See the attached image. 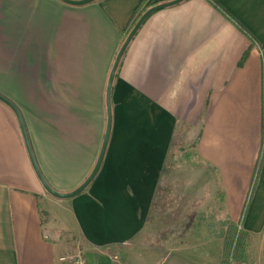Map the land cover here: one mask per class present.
Listing matches in <instances>:
<instances>
[{
    "label": "crops",
    "instance_id": "crops-1",
    "mask_svg": "<svg viewBox=\"0 0 264 264\" xmlns=\"http://www.w3.org/2000/svg\"><path fill=\"white\" fill-rule=\"evenodd\" d=\"M171 1L0 0V94L55 190L74 191L97 164L128 25ZM216 1L243 31L209 0L142 26L116 74L101 169L74 198L44 189L0 101V264H68L78 249L86 264H219L230 225L247 237L245 259L264 264V0ZM182 149L194 164L170 166Z\"/></svg>",
    "mask_w": 264,
    "mask_h": 264
},
{
    "label": "water",
    "instance_id": "water-1",
    "mask_svg": "<svg viewBox=\"0 0 264 264\" xmlns=\"http://www.w3.org/2000/svg\"><path fill=\"white\" fill-rule=\"evenodd\" d=\"M61 1H63L64 3H66L68 5H72V6H85V5L94 3L98 0H61ZM184 1H186V0H174L171 2H167V3H163L160 5H156V6L151 7L150 9L146 10L139 17L138 21L136 22V24L134 25L132 30L127 35L123 45L121 46V48H120V50L116 56L113 68H112L110 76H109L108 87H107V96H106L107 97L106 99H107L108 124H107V131H106L104 144H103L99 159L97 161L95 168L93 169L92 173L90 174V176L86 179V181L80 187H78L74 191H71L69 193L59 192V191L55 190L48 183V181L45 179L44 175L42 174V172H41V170L37 164V161H36V158H35V155H34V152L32 150L30 140H29L26 125L24 123V120H23V117H22L20 110L16 107V105L12 101H10L6 97H4L2 94H0V101H2L4 104L9 106L14 111V113L16 114L18 121L20 123L21 129H22L25 144H26L32 165L34 167V170H35L42 186L51 196H53L57 199H62V200L74 198V197L78 196L79 194H81L82 192H84L89 187V185L93 182L95 177L98 175V173L101 169V166H102L105 154H106L108 142L110 139V134H111V129H112V102H111L112 89H113L116 74H117L118 69L120 67V64L122 62V59H123L128 47L130 46L131 42L134 40V38L136 37V35L138 34V32L140 31L142 26L146 23V21L154 13H156L160 10H163L165 8L175 6V5L180 4Z\"/></svg>",
    "mask_w": 264,
    "mask_h": 264
},
{
    "label": "trees",
    "instance_id": "trees-1",
    "mask_svg": "<svg viewBox=\"0 0 264 264\" xmlns=\"http://www.w3.org/2000/svg\"><path fill=\"white\" fill-rule=\"evenodd\" d=\"M210 3L218 9L228 20H230L236 27L243 31L241 24L228 12L226 11L216 0H209ZM140 16L136 19L132 20L128 25L127 29L125 30L126 36L122 41V45L132 30L136 22L138 21ZM247 33V32H246ZM246 250H247V237L242 233L241 230H237L234 225H230L225 241H224V250H223V260H227L230 257L238 258V259H245L246 257Z\"/></svg>",
    "mask_w": 264,
    "mask_h": 264
},
{
    "label": "rangeland",
    "instance_id": "rangeland-1",
    "mask_svg": "<svg viewBox=\"0 0 264 264\" xmlns=\"http://www.w3.org/2000/svg\"><path fill=\"white\" fill-rule=\"evenodd\" d=\"M189 152H187L186 150L182 149V151H178V158L176 160H171L170 161V166H174V165H179L180 167H191L194 163L190 162V157H188V154ZM181 171V170H180ZM167 177H170V176H173V180H175L174 176L175 175H166ZM189 176L188 173H182L180 172L176 177H177V181H185L186 178ZM162 193L164 194V198L166 199H169V200H172L171 204H175L176 202V190L174 189H167V190H163ZM179 198H181V195L177 196ZM170 203V202H169ZM170 205V204H169ZM181 206L179 205L178 206V211L175 212V216H173V218H176L180 221V225L179 226H185L186 224H182V217H183V212H181ZM170 209V208H169ZM172 209H177L176 206H172ZM179 212V213H178ZM169 216V215H168ZM167 216H164V221L162 222L163 224V228H162V231H160V235L162 236L163 240L165 239H173V234H176L174 229L171 228L170 225H166L167 223H165V218ZM169 224V223H168ZM157 225V224H156ZM152 226H154V222H152ZM179 228V227H177ZM177 233H180V232H177ZM76 244H79V241H76ZM78 248V247H77ZM79 248H81L79 246ZM78 250H82V249H78ZM77 250V251H78ZM76 252V251H75ZM74 253V252H73ZM71 254V253H70Z\"/></svg>",
    "mask_w": 264,
    "mask_h": 264
},
{
    "label": "built area",
    "instance_id": "built-area-1",
    "mask_svg": "<svg viewBox=\"0 0 264 264\" xmlns=\"http://www.w3.org/2000/svg\"><path fill=\"white\" fill-rule=\"evenodd\" d=\"M60 262L68 264H86L84 254L82 250H78L74 253L67 254L60 258ZM219 264H250L246 259H238L230 257L227 260H222Z\"/></svg>",
    "mask_w": 264,
    "mask_h": 264
}]
</instances>
